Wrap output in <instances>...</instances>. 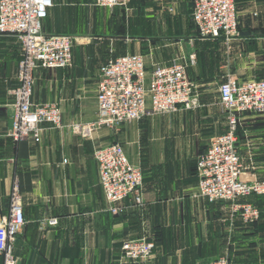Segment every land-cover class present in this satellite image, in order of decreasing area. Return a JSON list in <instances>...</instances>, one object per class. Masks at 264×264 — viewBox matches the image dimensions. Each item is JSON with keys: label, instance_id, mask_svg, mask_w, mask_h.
Returning a JSON list of instances; mask_svg holds the SVG:
<instances>
[{"label": "crops", "instance_id": "0c3cea01", "mask_svg": "<svg viewBox=\"0 0 264 264\" xmlns=\"http://www.w3.org/2000/svg\"><path fill=\"white\" fill-rule=\"evenodd\" d=\"M236 4L237 43L246 42L247 48L242 53L235 49L236 61L222 74L217 62L208 73L198 71L199 55H217L210 42L225 37L199 36L191 0H132L126 10L96 0H54L43 31L74 36L73 63L35 71L34 102L58 103L66 124H44L38 142L9 135L22 49L14 36L0 35V212L8 213L18 180L26 218L14 242L18 264H211L224 252L230 264H264V194L235 202L198 195V157L226 129L218 86L227 79H260L264 73V0ZM192 51L197 60L187 71L200 85V107L149 114L118 130L103 126L88 138L69 127L98 119L101 67L110 59L141 53L149 86L156 64ZM146 106H152L150 95ZM243 119L248 126L241 127L243 179L264 180V115L246 113ZM114 142L144 173V204L127 200L119 215L109 210L95 159L96 150ZM242 202L259 207L260 218L245 222L236 207ZM127 239L154 240L157 257L123 260L121 245Z\"/></svg>", "mask_w": 264, "mask_h": 264}, {"label": "built area", "instance_id": "2783aa9c", "mask_svg": "<svg viewBox=\"0 0 264 264\" xmlns=\"http://www.w3.org/2000/svg\"><path fill=\"white\" fill-rule=\"evenodd\" d=\"M132 0H96L109 7H127ZM192 21L201 38H233L239 33L236 0H191ZM54 0H0V35H12L21 45L22 55L17 71V84L12 89L15 115L9 132L15 141L32 138L40 141L44 124L62 128L63 113L58 103H35L33 91L35 71L39 68H67L73 63L74 36L43 31ZM195 51L175 57L169 64H156L148 72L141 53H126L110 59L101 67L98 84L99 117L92 122L69 125L73 132L92 137L107 126L118 130L128 121L146 115L171 114L182 107H200V85L188 75V67L196 63ZM220 103L226 116V129L215 135L197 160L198 195L209 201H237L251 194H264V180L246 181V165L240 152L241 116L245 113L264 115V73L260 79L238 82L227 79L219 86ZM150 95L152 106H146ZM100 183L109 210L122 214L126 201L134 206L144 204V173L141 166L129 160L123 145L114 142L95 152ZM241 218L254 222L261 209L250 202L236 203ZM26 224L23 196L16 180L10 193L9 211L0 212V257L3 264H18L14 242ZM123 260L139 263L157 257L156 243L149 239H127L121 245ZM211 264H230L228 252L217 256Z\"/></svg>", "mask_w": 264, "mask_h": 264}, {"label": "rangeland", "instance_id": "374dc122", "mask_svg": "<svg viewBox=\"0 0 264 264\" xmlns=\"http://www.w3.org/2000/svg\"><path fill=\"white\" fill-rule=\"evenodd\" d=\"M129 6H130V3L127 7H124L123 9L126 10V9H128ZM236 6H237V4H236ZM237 12H238V10H237ZM129 15H130V21H131V19H133V18L131 16L132 13H130V11H129ZM125 17L127 18L126 14H125ZM130 23L131 22H129V24ZM238 39H240L239 33L237 36L230 38V39L225 38L224 40H213V41H211L210 42L211 47L214 50L216 49L218 51L217 55H211L210 57H208L205 54H203L201 56L199 55L198 66H197V67H199L198 71H201V72L207 71V73H208L215 66V62H217V63H220V69L218 70L219 73H222V74L225 73L226 74L231 69L234 62L236 61V56L239 55L238 53L234 52L235 49L236 50L239 49V51H240L239 53H242V51H244L247 48L246 42L237 43ZM206 47L209 48L210 46L206 45L203 48L206 49ZM244 115L241 116V127L246 129L248 126L243 121ZM226 121H227V119L225 116V125H226ZM242 123H243V126H242ZM243 128H241V130L239 132L240 143H241V135L243 133Z\"/></svg>", "mask_w": 264, "mask_h": 264}]
</instances>
